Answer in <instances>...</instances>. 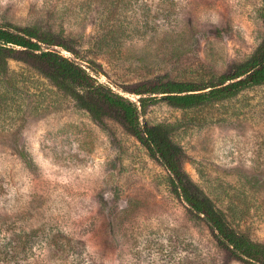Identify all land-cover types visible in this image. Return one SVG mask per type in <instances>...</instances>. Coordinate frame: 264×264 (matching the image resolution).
I'll list each match as a JSON object with an SVG mask.
<instances>
[{"label": "rangeland", "instance_id": "374dc122", "mask_svg": "<svg viewBox=\"0 0 264 264\" xmlns=\"http://www.w3.org/2000/svg\"><path fill=\"white\" fill-rule=\"evenodd\" d=\"M264 0H0V25L69 40L102 84H206L264 46ZM68 58L73 56L60 51ZM141 121L169 129L181 167L239 233L264 244V85ZM25 151L31 165L19 157ZM0 264H244L110 118L95 122L16 61L0 72Z\"/></svg>", "mask_w": 264, "mask_h": 264}, {"label": "trees", "instance_id": "16d2710c", "mask_svg": "<svg viewBox=\"0 0 264 264\" xmlns=\"http://www.w3.org/2000/svg\"><path fill=\"white\" fill-rule=\"evenodd\" d=\"M262 18L264 24V5ZM61 50L73 57H65ZM9 61L21 63L47 79L56 89L73 99L95 122L102 123L103 118L116 121L165 169L172 193L185 203L194 218L205 224L216 244L229 258L244 264H264V244L254 242L236 231L224 213L183 171V151L172 141L169 129L140 120L146 108L158 101L187 110L234 97L252 86L264 85V46L248 61L206 84L157 78L121 87L123 92L138 96L137 102L129 101L100 83L97 77L104 75L100 67L83 59L71 41L50 32L0 25L1 73H6ZM18 154L27 166L31 165L25 151Z\"/></svg>", "mask_w": 264, "mask_h": 264}]
</instances>
